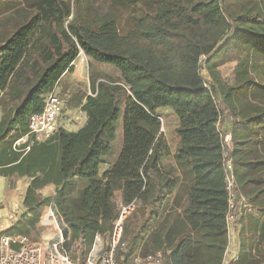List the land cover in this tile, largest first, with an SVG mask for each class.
<instances>
[{"label": "trees", "instance_id": "obj_1", "mask_svg": "<svg viewBox=\"0 0 264 264\" xmlns=\"http://www.w3.org/2000/svg\"><path fill=\"white\" fill-rule=\"evenodd\" d=\"M108 1L115 12L92 20L87 0H0V72L7 50L32 30L0 94V177L30 180L24 210L6 233L30 235L54 205L71 240L82 238L89 251L99 235L108 248L121 205H132L117 264L147 256L150 241L148 255L163 253L164 264H223L227 218L243 211L230 264H264V0ZM80 54L119 72L113 80L90 75L91 94L73 97L85 125L77 132L58 126L42 143L15 145ZM229 63L236 66L225 77ZM123 98L124 115L117 110ZM162 109L177 120L173 155L181 175L164 218L175 177L157 152ZM118 133L124 144L98 193L94 232L95 218L83 211L91 187L85 170ZM47 187L55 194L42 197Z\"/></svg>", "mask_w": 264, "mask_h": 264}, {"label": "built area", "instance_id": "obj_2", "mask_svg": "<svg viewBox=\"0 0 264 264\" xmlns=\"http://www.w3.org/2000/svg\"><path fill=\"white\" fill-rule=\"evenodd\" d=\"M47 100L44 111L40 115L31 118L28 134L17 141L15 145L21 146L30 139L42 143L56 133L61 115V101L54 94L50 95ZM230 140L231 138L226 137L229 146L231 145ZM227 166L232 172L231 162H228ZM228 182L229 188L233 189V177ZM230 206L233 207L232 201ZM242 206L243 210L247 209L248 205L245 200H243ZM132 208V205L130 207L121 205V216L109 238L108 248L102 246L100 250L98 249L102 245V238L97 235L94 246L88 251L82 238L71 240L70 233L67 236L65 235L66 226L55 210L54 205L46 206L43 209L42 218L34 228H30V235L9 236L6 232L18 221L24 210L23 198L19 196L11 203L10 211L0 208V264H117L116 255L118 250L125 247V244L121 241L122 225ZM242 213L243 211H240L239 214H230L227 218V225L230 229V244L225 253L223 264H230L238 258L236 250L238 240L233 248V240L236 238L234 237L233 225ZM40 225L50 228L48 233L49 243L33 239L34 231ZM230 253L232 256L229 255ZM230 257L232 258L230 259ZM134 264H164L163 253L147 256L138 253L135 256Z\"/></svg>", "mask_w": 264, "mask_h": 264}, {"label": "rangeland", "instance_id": "obj_3", "mask_svg": "<svg viewBox=\"0 0 264 264\" xmlns=\"http://www.w3.org/2000/svg\"><path fill=\"white\" fill-rule=\"evenodd\" d=\"M87 6L88 10L90 11V18L92 20H96L99 18L104 17L105 15L111 14L115 12V9L111 6L110 2L108 0H87ZM32 30L24 31L23 35L20 37L18 42H16L14 45H12L8 52L4 54V60L3 64L6 65V70L0 72V94L6 89V86L8 84V81L10 79L11 75V66L15 63L21 60V56L23 53V40L25 37H27ZM79 63H84V68L82 72V79L80 80V77H74L73 72H69V74L59 82V86L55 90L54 96L61 101V111H60V117L58 120V126L59 127H66L68 129V123L70 122L71 114L68 113L71 108V103H73V97L78 96L81 93L86 92L87 89V83H89L90 75L92 74H100L102 77H105L108 80L117 79L119 76H117V70L113 67H106L103 65H98L97 67H92L91 61L90 64L87 61V57L82 60L79 58ZM77 61V62H78ZM235 63H229L228 66L222 68V72L225 77H229L231 75L232 71L235 68ZM97 70V71H95ZM99 71V72H98ZM98 72V73H97ZM119 73V72H118ZM119 75V74H118ZM73 94V96H71ZM161 119H162V126L163 129L161 131V134L158 138V146H157V152L160 155L161 166L163 170H168L169 166H173V152L175 150V147L178 143V138L175 132L177 125L176 117L173 113V111L169 109H162L160 110ZM118 113H121L120 109H118ZM79 114V112L77 113ZM2 112L0 109V118L2 117ZM81 116V114H79ZM70 117V119H69ZM119 142L115 140V143L113 145H106L103 143L99 147V154L97 155V162H113L115 159V154L119 150ZM103 164V163H101ZM30 180H22L18 178H14L13 180H6L2 177H0V208L4 209L5 211H10L11 203L14 199L18 198L20 196L24 197V192H26L25 187L29 183ZM54 195L53 191H45V193H42V197L44 196H52ZM49 231L50 228L48 226L42 227L41 225L37 228L36 231H34L33 239L40 242H50L49 238ZM234 237L238 238V234L234 232ZM104 243H106V240L104 241L102 239V246H105ZM149 247L147 249V255L153 254V244L152 241L149 242ZM143 255V254H142ZM232 256V254H229ZM232 257H230L231 259Z\"/></svg>", "mask_w": 264, "mask_h": 264}, {"label": "crops", "instance_id": "obj_4", "mask_svg": "<svg viewBox=\"0 0 264 264\" xmlns=\"http://www.w3.org/2000/svg\"><path fill=\"white\" fill-rule=\"evenodd\" d=\"M79 58L84 60L86 58V55L80 54ZM79 58L74 62L73 68H72L73 71H71V72H73L72 74H73L74 77H76V78L80 77V80H81L82 79L81 75H82V72H83L84 63H82V64L79 63V61H78ZM87 61L89 62L91 60L87 57ZM89 64H90V62H89ZM91 65L94 68V67H97L98 65H102V64H96V63L91 61ZM103 66H105V65H103ZM106 67H108V66H106ZM95 71H97V70H95ZM118 74L119 73L117 71V76H119ZM67 75H65V77ZM87 89L88 90L86 92L90 95L91 93H90V84L89 83H87ZM71 96H73V94ZM125 106H126V99L123 98V99H121L119 101L118 108H117V110L120 109V111L122 112L123 115L125 114V112H124ZM78 112H79V114H81V116H79V114H77ZM68 113L71 114L70 117H72V118H71L70 122L68 123V129L66 127H63V128L68 130L69 132L70 131L77 132L80 129H82V127L85 125V122L87 120L86 114L81 113L79 109H76V108H74L72 106H71L70 111ZM70 117H69V119H70ZM123 133L122 134L118 133V137L117 138L114 137L113 141H109L108 143H104L106 145L107 144L108 145H113L115 143V140L117 142H119V145H118L119 146V148H118L119 150L116 152V154L114 156L115 159L113 160L112 163L111 162H109V163L108 162H101L103 164H101L100 162L96 163L97 162L96 160L98 158L96 156V159L85 170V172H88V174H89L88 178L90 179V186L91 187L87 191V194L85 196V203H84V206H83V211L86 212L87 214H89L90 216H92L93 218H95L96 221L91 226V230H93L94 232L98 231V228L101 225V217H102L101 211H100V208H99V205H98V201H97V196H98V193H99L102 185L105 183V181L109 177L112 167L115 165V163L117 162V160L120 157L119 155H120V153L122 151L123 144H124V142H123ZM101 144L103 145V143H101ZM173 154H174V152H173ZM173 160H174V158H173ZM173 163H174L173 166H169V168H167L168 170H164L168 175L174 176L175 180H174V183H173L174 184L173 187L169 191V194H168V197H167L168 200L166 201V203L162 207V210H161L162 218H164L168 214V212L171 210V208H172V206L174 204V201H175V196L178 193V190H179L180 185H181L180 184L181 175H180L179 169H177L175 161ZM22 180H26V179H22ZM28 184L25 187L26 190L28 189L27 188ZM48 190L55 192L54 188L47 187L46 189H43V191H41V193H45V191H48ZM24 194H25V192H24ZM236 241H237V239L235 238L233 240V242H234L233 243V248L235 246V242ZM101 247H102V245L100 247H98V249L100 250Z\"/></svg>", "mask_w": 264, "mask_h": 264}]
</instances>
